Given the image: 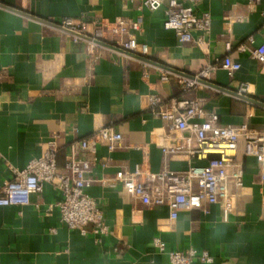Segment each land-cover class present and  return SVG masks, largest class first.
Masks as SVG:
<instances>
[{"label": "crops", "instance_id": "0c3cea01", "mask_svg": "<svg viewBox=\"0 0 264 264\" xmlns=\"http://www.w3.org/2000/svg\"><path fill=\"white\" fill-rule=\"evenodd\" d=\"M248 2L192 0L196 13L209 11L210 31L202 44H179L174 32L162 26L166 0L156 9L139 7L140 0H0L48 21H84L91 36L95 18L113 21L141 14L136 38L147 44V57L192 75L215 65L230 39L229 53L240 68L228 77L214 67L205 78L234 91L247 84L243 93L264 102V66L236 50L248 44L250 35L254 45L263 42L264 3L228 32L221 20ZM199 34L194 31V38ZM183 78L118 49L75 41L65 31L0 5V184L48 149L56 151L57 169L64 172L71 147L81 155L79 141L100 128L111 127L122 137L112 151L97 145V160L87 173L91 182L86 192L108 227L101 241L91 233V223L82 234L60 221L54 204L61 193L46 182L28 204L0 206V264H166L167 254L154 246L155 237L167 250H207L213 260L206 264H264V183L252 180V159L247 160L235 213L210 204L207 213L182 210L171 221L166 205H146L120 183L107 182L118 170L136 165L150 172L162 168L159 143L167 127L155 110L172 98H200L203 108L215 111L223 124L246 121L263 127L264 107L199 83L184 90ZM152 97L159 98L156 105L150 104ZM167 160L176 171L199 162L180 154Z\"/></svg>", "mask_w": 264, "mask_h": 264}, {"label": "built area", "instance_id": "2783aa9c", "mask_svg": "<svg viewBox=\"0 0 264 264\" xmlns=\"http://www.w3.org/2000/svg\"><path fill=\"white\" fill-rule=\"evenodd\" d=\"M189 1V3H186ZM237 14L227 13L221 17L223 29L230 31L232 24L242 23L255 5L264 0H248ZM163 0H140L139 7L156 9ZM93 36L107 38L123 51H131L147 56L148 46L136 38L141 30L142 16L134 19L117 17L113 21L95 18L91 21ZM58 23L77 32L87 33V23L75 21L70 17L59 19ZM211 17L209 11L196 13L192 0H166L162 26L174 32L179 44L195 41L205 42L210 31ZM200 34L194 38L193 32ZM264 35V25L262 27ZM92 36V37H93ZM76 41L80 38L72 36ZM248 44L236 46L238 52H248L260 66H264V40L254 45V37H247ZM230 39L224 41L225 54L215 65L199 72L206 77L209 69L219 67L228 77H233L240 68V63L229 53L232 49ZM166 79V76H162ZM184 90L194 88L196 83L183 78ZM242 83L239 92L247 90ZM159 98L152 97L151 105H156ZM166 123V130L159 143L163 157L162 168L150 172L136 165L132 170H118L107 182L121 184L123 190L136 197L146 205H166L168 217L175 220L182 210H202L208 212L207 206L218 205L225 213L238 211V201L244 186L243 177L247 171V160L252 159L255 169L251 170L254 182L264 183V125L261 128L251 127L246 121L239 123H220L218 114L203 108L200 98H172L169 103L155 110ZM121 134L111 127L95 131L89 138L79 141L83 151L77 156L73 147L66 154L64 172L57 169V153L48 149L39 157L31 159L22 169L13 170V178L0 184V206L25 205L30 196L40 193L43 184L48 182L60 193L55 202L60 221L70 229L86 233L85 226L92 224L91 233L98 242L107 234L103 214L96 201L87 194L86 188L91 179L87 176L92 162L97 160V145L105 146L108 151L114 150L121 141ZM180 154L191 163L184 170H173L168 165V157ZM154 246L167 254L166 264H199L210 263L213 256L207 250L194 247L187 249H166L165 244L157 237Z\"/></svg>", "mask_w": 264, "mask_h": 264}, {"label": "water", "instance_id": "95a60500", "mask_svg": "<svg viewBox=\"0 0 264 264\" xmlns=\"http://www.w3.org/2000/svg\"><path fill=\"white\" fill-rule=\"evenodd\" d=\"M0 5L5 6L6 8L11 9V10H13L15 12L21 13L23 15L30 16V17H32V18H34V19H36V20H38V21H40L42 23H45L47 25H51V26H53V27H55L57 29L65 31V32L69 33L72 36H77L80 39H84V40L92 42L94 44H98V45H101V46H104V47H108V48H111V49H118V50H120L123 53H126L128 55H132V56L136 57L137 59L141 60L144 63H149V64L155 65V66H157V67H159V68H161V69H163L165 71L180 75V76L184 77L185 79H188V80H191V81L195 82L196 84L199 83L201 85H205L207 87H211V88L216 89L218 91L229 93V94H231V95H233L235 97H238V98H240V99H242V100H244L246 102H249V103H251L253 105H258V106L264 107V102H262V101H260L258 99H255L253 96L247 95V94H245L243 92L234 91L231 88H228L226 86H222V85L216 84V83L206 79L203 76L192 75V74L186 73L184 71H180V70L175 69L173 67H170L168 65L156 62L154 60H151L147 56L139 55V54L131 52V51H123L122 48H120L119 46L113 44L110 41H107V40L101 39V38L92 37L90 34H87V33H81V32H77V31H74V30L69 29V28H65V27L61 26L58 22L48 21L46 19H43V18H40V17H36V16L31 15V14H29V13L23 11V10L16 9L14 7H10V6L4 5L2 3H0Z\"/></svg>", "mask_w": 264, "mask_h": 264}]
</instances>
